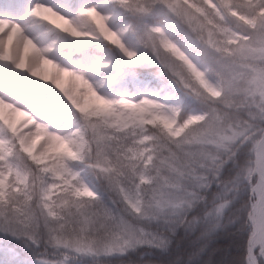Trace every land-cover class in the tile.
I'll use <instances>...</instances> for the list:
<instances>
[{
    "label": "snow or ice",
    "instance_id": "1",
    "mask_svg": "<svg viewBox=\"0 0 264 264\" xmlns=\"http://www.w3.org/2000/svg\"><path fill=\"white\" fill-rule=\"evenodd\" d=\"M0 264H264V0H0Z\"/></svg>",
    "mask_w": 264,
    "mask_h": 264
}]
</instances>
